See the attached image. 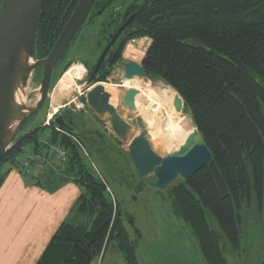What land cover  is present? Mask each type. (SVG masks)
Listing matches in <instances>:
<instances>
[{
  "label": "trees",
  "instance_id": "1",
  "mask_svg": "<svg viewBox=\"0 0 264 264\" xmlns=\"http://www.w3.org/2000/svg\"><path fill=\"white\" fill-rule=\"evenodd\" d=\"M78 1L44 0L37 59L48 55ZM97 1L83 26L92 25L97 10L104 11L114 0ZM133 8L136 16L120 43L94 76L88 70L89 83L107 82L127 42L149 41L143 51L128 47L125 57L142 60L147 80L158 79L181 97L212 154L208 166L172 189L173 203L205 261L227 264L221 239L238 250L243 211L253 204L264 207V0H144ZM69 64H63L62 72ZM51 120L16 139L0 157L1 184L9 169H21L18 158L32 145L41 146L43 132L50 129L47 142L66 150L64 172L81 189L73 217L55 232L37 264H92L110 245L126 264H139L106 185L84 163L79 137L84 132L66 121L78 133L57 132ZM207 213L220 233L210 227Z\"/></svg>",
  "mask_w": 264,
  "mask_h": 264
},
{
  "label": "rangeland",
  "instance_id": "2",
  "mask_svg": "<svg viewBox=\"0 0 264 264\" xmlns=\"http://www.w3.org/2000/svg\"><path fill=\"white\" fill-rule=\"evenodd\" d=\"M121 2H124L125 5L131 3L139 7L144 0H114L110 9L118 7ZM102 22L103 19L97 17L94 25L89 27L85 24L83 29L79 31L78 36L71 43L63 63H60L56 69L52 88L45 106L23 125L16 139L41 127L45 119L47 106L57 103H54L51 99L53 90L57 83L63 80L65 88L59 98L61 100L58 101L61 106L67 103L70 104L69 108L66 106V111L63 113L65 121L67 123L72 122L73 127H76L80 132H84L85 136H82L83 133L79 135L87 154L83 157L84 163L87 169L96 174L106 185L109 196L119 209L123 226L135 248L138 263L208 264L199 250L195 236L183 223L173 203L172 189L177 187L182 180L177 178L166 186L165 189L157 190L152 186L155 182L153 175L139 178L133 169L127 154V144L144 130L146 124L135 111H130L123 107L122 96L124 91H121V95L117 101L118 91L125 81L121 77V69L119 70V67H116L106 83H87V73L80 61L85 60L91 66H94L96 63L100 54V51L96 48L97 42L100 39L99 24ZM148 43L147 39H142L132 42V45L135 50L143 51ZM66 62H71V64H69L65 72H62V64ZM138 63L140 64L141 62L139 61ZM72 67L82 69L83 74L81 78L75 80L73 77H64L65 73ZM40 74V70L32 72L26 84L28 92L27 100L31 103L39 99ZM140 81L152 89L158 86L168 87L158 79ZM92 90L108 92L111 95L110 104L115 107L119 115L132 127L125 144L117 139L109 140L105 137L106 133L114 136L110 130L108 115H103L95 120L91 115H88L87 110L77 112L73 109V101L84 100L86 95ZM180 113V116L188 118L192 124L189 114L184 109ZM144 115L147 116L148 113ZM150 129L148 127V131ZM92 130L95 132L99 130L101 134L98 133L99 135H96L90 132ZM44 132L50 133L51 130L45 129ZM146 139L150 143L152 150L161 158H165L176 151L174 148H168L164 145L159 138H151L148 132ZM25 155L18 158L19 163L23 162ZM53 160L56 164L58 163L57 166L59 167L56 166V170L61 173L57 174L53 171L51 174H45L43 180H41L44 186H47V177L51 181L56 180V182L62 181L63 177L71 179V175L64 172L65 165L56 161L55 156H53ZM21 165L22 163L19 164L20 167ZM33 175L32 171L29 175L24 176L29 178L33 177ZM242 215L243 224L239 249L233 250L223 238L220 241L223 247V257L227 264H261L264 261V207L258 209L256 204H253L251 207L245 209ZM72 217L73 214L71 215ZM206 217L210 227L215 232L220 233V229L211 214L207 213ZM130 218L132 219V223L130 222ZM109 247V252H111L113 247L112 245ZM118 254L120 253L118 252ZM118 254L116 255L118 256V260H116L117 264H125L123 263L124 261H121L122 256Z\"/></svg>",
  "mask_w": 264,
  "mask_h": 264
},
{
  "label": "water",
  "instance_id": "3",
  "mask_svg": "<svg viewBox=\"0 0 264 264\" xmlns=\"http://www.w3.org/2000/svg\"><path fill=\"white\" fill-rule=\"evenodd\" d=\"M44 0H1L0 6V157L16 140L23 125L39 112L46 104L49 97L55 72L60 63H63L67 51L82 28L93 0H79L78 4L57 38L52 49L44 59L35 57L37 32L39 28L41 11ZM134 15L130 16L117 30L110 42L100 53L91 76H94L103 61L109 48L114 43L121 31L130 23ZM23 52L34 63L32 72L40 70L39 99L31 103L25 95L26 107L35 105L17 125L8 142L4 144V129L7 117L8 102L14 77L15 65L19 55ZM63 66V64H62ZM61 75V74H60ZM59 75V76H60ZM58 76V77H59ZM29 78V77H28ZM28 78L26 84L28 82ZM147 81L146 71L140 65L128 62L124 66L123 80ZM25 84V88H26ZM138 92L134 89L124 91L122 96L123 107L135 111V101ZM111 95L108 92L92 90L86 95L88 109L97 117L109 116V126L114 137L121 143L127 142V136L132 127L119 115L118 111L110 104ZM28 102V104H27ZM30 102V103H29ZM176 112L183 110L184 103L176 93L173 100ZM61 109L52 118L55 128L77 134L78 132L63 117ZM148 126L127 144V154L133 169L139 178L153 175L155 182L152 186L163 190L177 178L187 181L200 169L212 162V154L207 148L202 136L196 129L187 137L185 143L165 158L158 156L146 139Z\"/></svg>",
  "mask_w": 264,
  "mask_h": 264
},
{
  "label": "crops",
  "instance_id": "4",
  "mask_svg": "<svg viewBox=\"0 0 264 264\" xmlns=\"http://www.w3.org/2000/svg\"><path fill=\"white\" fill-rule=\"evenodd\" d=\"M58 100L56 104L47 106L41 127L47 126L53 114L66 109L67 104L61 106V99ZM87 112L95 120L99 118L90 110ZM48 135L49 132H43L41 137L47 138ZM108 135H105L107 139L116 140L114 136ZM32 146L27 150L32 152L34 149L36 155L31 168L33 177L28 178L19 169L11 168L0 184V264H37L55 232L71 219L81 194L80 187L64 177L60 182L47 177V186H44L41 180L45 174L61 172L56 170L58 163L54 162L48 147ZM109 250L108 246L92 264H117L118 251L115 248L111 252Z\"/></svg>",
  "mask_w": 264,
  "mask_h": 264
},
{
  "label": "bare ground",
  "instance_id": "5",
  "mask_svg": "<svg viewBox=\"0 0 264 264\" xmlns=\"http://www.w3.org/2000/svg\"><path fill=\"white\" fill-rule=\"evenodd\" d=\"M33 65V61L21 52L15 65L8 102L4 144L8 142L19 122L35 108V105L26 107L24 100L25 95L28 94L25 84ZM82 74L81 68L72 67L65 73L64 77H73L77 80L82 77ZM64 88L65 83L63 80H60L52 93L51 99L54 103L61 97ZM128 89H134L139 93L135 101V112L141 117L146 126L151 128L148 131V135L151 138H159L168 148L178 150L185 143L187 137L195 132L196 128L193 123L191 124L188 118L180 116L181 113L175 111L173 100L176 93L172 89L164 86L152 89L147 84L144 85L140 80L134 78L124 81L123 86L118 91L117 101L119 100L121 91ZM147 113L148 115L145 116L144 114Z\"/></svg>",
  "mask_w": 264,
  "mask_h": 264
},
{
  "label": "flooded vegetation",
  "instance_id": "6",
  "mask_svg": "<svg viewBox=\"0 0 264 264\" xmlns=\"http://www.w3.org/2000/svg\"><path fill=\"white\" fill-rule=\"evenodd\" d=\"M93 2H94V0H93ZM93 2H92V5L94 4ZM99 2L100 1L98 0L97 3H99ZM134 6L135 5L134 4H131V3L125 5L124 2H121V4L118 7H114V9H110V6H107V8L104 11H102V12H101L102 7L97 10V12H96L97 13V17L103 19V22L101 24H99V26H100V29H99V37H100V39L97 42V44H99V45H96V48L100 51L99 53L102 52V50L105 48V46H107V44L110 42L111 38L115 35V33L117 32V30L124 24V22L130 16L134 15V17L132 18V20L135 18L137 12L136 11H133V9H134L133 7ZM94 7H96V6H94ZM104 14H106V15H104ZM125 15H127V16L125 17V19H123V17ZM97 17L94 18V19H92V21H93L92 25H94L96 23ZM132 20L130 21V23L132 22ZM130 23L117 36V38L115 39L114 43L112 44V46L109 48L108 52L106 53L103 61L101 62L98 70L96 71V73L99 71V69H100L101 65L104 63V61L107 60L108 56H110L109 53L113 51V48L120 43V40H121L122 37H124V32L126 31L127 27L130 25ZM115 24H117L116 27H114ZM87 26L90 27L91 25L90 24H87ZM105 27L107 28V31L105 33H102L101 30L103 28H105ZM135 41H137V40H131V41L127 42V44L123 48V51H122L121 56H120V59H118V61L113 64L111 73L113 72V70L116 67H119V70L121 69V71H122L121 72L122 79H123V74H124V66H125L126 63L131 62V63L137 64V65H140L142 67V60L140 61L141 63L139 64L138 62H134L131 59H127L125 57L126 50L130 46L133 47L132 42H135ZM97 60H96V62H97ZM80 62L82 64V66L84 67L85 72L87 73L86 79H87V83H89V79H88L89 71L88 70H90L91 68L94 70V67H95V64L96 63L94 64V66H91L85 60H82ZM109 77H111V76H109ZM109 77L107 78V80L109 79Z\"/></svg>",
  "mask_w": 264,
  "mask_h": 264
},
{
  "label": "built area",
  "instance_id": "7",
  "mask_svg": "<svg viewBox=\"0 0 264 264\" xmlns=\"http://www.w3.org/2000/svg\"><path fill=\"white\" fill-rule=\"evenodd\" d=\"M73 103H74V108L73 109H75V111H77V112H81V111L84 112L85 110L88 109V107L86 105V100L85 99L84 100H80L78 102H74L73 101ZM66 106H68V108H69L70 107V104L67 103ZM49 122L50 121H47L46 125H49ZM55 131L61 133L62 130H59L58 128H55ZM40 144H42L43 146L48 147L49 152L51 154H53V156L56 157V160L59 163L66 164L68 162L67 152L61 146L56 145V144H49L47 142V138H42ZM83 152L85 153L84 150H83ZM35 159H36V155L34 153H32V152H28L25 155V158H24V160L22 162L21 169H20V172L23 175H29L31 173L32 164L35 161Z\"/></svg>",
  "mask_w": 264,
  "mask_h": 264
}]
</instances>
